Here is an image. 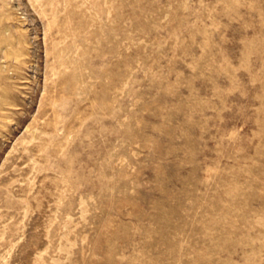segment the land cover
Wrapping results in <instances>:
<instances>
[{
  "label": "rangeland",
  "instance_id": "374dc122",
  "mask_svg": "<svg viewBox=\"0 0 264 264\" xmlns=\"http://www.w3.org/2000/svg\"><path fill=\"white\" fill-rule=\"evenodd\" d=\"M0 264H264V0H0Z\"/></svg>",
  "mask_w": 264,
  "mask_h": 264
}]
</instances>
